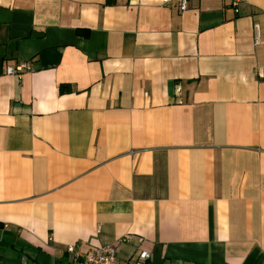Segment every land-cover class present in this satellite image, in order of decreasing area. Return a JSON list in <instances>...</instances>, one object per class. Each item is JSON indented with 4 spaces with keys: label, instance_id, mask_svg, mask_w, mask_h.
I'll list each match as a JSON object with an SVG mask.
<instances>
[{
    "label": "crops",
    "instance_id": "0c3cea01",
    "mask_svg": "<svg viewBox=\"0 0 264 264\" xmlns=\"http://www.w3.org/2000/svg\"><path fill=\"white\" fill-rule=\"evenodd\" d=\"M0 222V264H264V0H0Z\"/></svg>",
    "mask_w": 264,
    "mask_h": 264
},
{
    "label": "built area",
    "instance_id": "2783aa9c",
    "mask_svg": "<svg viewBox=\"0 0 264 264\" xmlns=\"http://www.w3.org/2000/svg\"><path fill=\"white\" fill-rule=\"evenodd\" d=\"M167 3L175 1L179 10L186 11L188 9L189 0H164ZM246 0H231L233 7L238 10L241 3ZM259 39H256L258 42ZM31 66L28 62L19 63L17 66L9 65L6 68L8 74L21 76L25 70H30ZM67 251L72 254V264H121L117 257V249L114 245H106L97 247L86 252L76 249L75 246H68ZM150 256L149 252H143L133 264H142Z\"/></svg>",
    "mask_w": 264,
    "mask_h": 264
},
{
    "label": "trees",
    "instance_id": "16d2710c",
    "mask_svg": "<svg viewBox=\"0 0 264 264\" xmlns=\"http://www.w3.org/2000/svg\"><path fill=\"white\" fill-rule=\"evenodd\" d=\"M2 226L1 222H0V227Z\"/></svg>",
    "mask_w": 264,
    "mask_h": 264
}]
</instances>
